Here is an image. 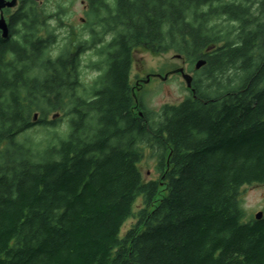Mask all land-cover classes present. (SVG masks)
I'll use <instances>...</instances> for the list:
<instances>
[{
    "label": "trees",
    "instance_id": "obj_1",
    "mask_svg": "<svg viewBox=\"0 0 264 264\" xmlns=\"http://www.w3.org/2000/svg\"><path fill=\"white\" fill-rule=\"evenodd\" d=\"M112 10L120 33L74 113L69 67H34L35 46L6 62L0 36V264H264V216L246 220L242 203L244 186L264 184V0ZM135 47L204 58L195 95L136 102ZM38 124L54 137L21 138ZM143 144L158 149L157 178L143 177Z\"/></svg>",
    "mask_w": 264,
    "mask_h": 264
},
{
    "label": "flooded vegetation",
    "instance_id": "obj_2",
    "mask_svg": "<svg viewBox=\"0 0 264 264\" xmlns=\"http://www.w3.org/2000/svg\"><path fill=\"white\" fill-rule=\"evenodd\" d=\"M25 1L17 0L14 7L7 6L0 10V17L5 18L9 27V36L4 38L1 30L0 36L3 39L12 41L11 46L8 48L10 53L5 55L6 62L11 61L17 55V51L34 48L35 46L38 58L36 59L37 63L33 65L34 67L42 70L44 64L68 66L69 80L72 83L71 90L77 96H82L81 102L76 100L77 102H73L68 106L66 113H74L79 107L78 105H84V98L89 96V86L105 70L109 50L120 33V28H114L113 24L117 19L112 15V8L118 0H100L98 11H96V7H92L91 1L87 0L85 9L79 16L74 15L73 11L67 8L46 11L40 8L38 4L41 0H33L38 8L36 12L25 11L22 10ZM27 31L30 32L28 36ZM132 50L134 66L137 48L135 47ZM180 57L183 58L184 62L187 61L184 56L180 55ZM25 63L24 59L20 60V64L24 65ZM89 68H93L98 72L93 81L86 80ZM33 70L30 66L27 71L31 73L34 72ZM149 76L150 79L163 80V77L157 73H152ZM193 78V87L190 89L192 95H195L196 77ZM147 83L142 78L134 80L131 72L133 92L142 91ZM59 113L63 112H57V114Z\"/></svg>",
    "mask_w": 264,
    "mask_h": 264
},
{
    "label": "rangeland",
    "instance_id": "obj_3",
    "mask_svg": "<svg viewBox=\"0 0 264 264\" xmlns=\"http://www.w3.org/2000/svg\"><path fill=\"white\" fill-rule=\"evenodd\" d=\"M38 4L40 8L46 11L67 8L73 11L74 15L79 16L85 9L87 0H41ZM179 68H184L185 73L191 74L192 76L194 74L197 79L204 77L202 69L196 70L194 64L191 65L188 61L184 62L183 58L178 57V54L174 51L155 54L148 50H138L135 64L132 68V75L134 80L142 78L148 83L142 91H135L137 101L139 102L140 99L147 107L157 111L166 103L177 104L191 95V89L187 86L182 73H172ZM152 73H157L162 77L168 74V78L163 80L152 78L147 81L148 76ZM97 75L98 72L96 70L89 68L86 80L93 81ZM53 115L51 114L50 117L62 118V126H67V118L63 113H59L56 116ZM36 116L39 117V114ZM54 130L57 129L46 128L38 124L23 134L21 138L27 135L35 142L47 143V141L54 137V133H52ZM142 147L145 156L139 164V167L143 177L146 180L157 178L159 174L157 170L159 163L158 149L153 148L149 144H143ZM140 201L138 200L136 205H139ZM242 203L247 213L246 220L255 217V214L259 211L264 212V184L244 186L242 189ZM133 223L134 219H128L123 227L122 234Z\"/></svg>",
    "mask_w": 264,
    "mask_h": 264
},
{
    "label": "water",
    "instance_id": "obj_4",
    "mask_svg": "<svg viewBox=\"0 0 264 264\" xmlns=\"http://www.w3.org/2000/svg\"><path fill=\"white\" fill-rule=\"evenodd\" d=\"M16 3H17V0H11V1L0 0V10H2L3 8H5L7 6L8 7H14L16 5ZM0 30L2 31V36L4 38H7L9 36V27H8L6 20L3 16L0 17ZM178 57H180V55H178ZM206 63H207V61L204 58H202L195 63V68L201 69L203 66L206 65ZM172 73H182L183 78L187 83V86L189 88L193 87L194 78L191 74L185 73L184 68L176 69ZM167 78H168V74L163 77V79H167ZM149 79H150V77L148 76L147 81H149ZM133 95L136 98L135 92L133 93ZM139 113H140V115H142V112H139ZM263 216H264L263 211H259L255 214V218L258 220H260Z\"/></svg>",
    "mask_w": 264,
    "mask_h": 264
}]
</instances>
